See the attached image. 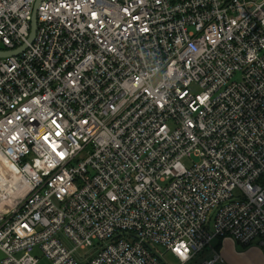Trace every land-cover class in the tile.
Returning a JSON list of instances; mask_svg holds the SVG:
<instances>
[{
    "label": "built area",
    "instance_id": "built-area-1",
    "mask_svg": "<svg viewBox=\"0 0 264 264\" xmlns=\"http://www.w3.org/2000/svg\"><path fill=\"white\" fill-rule=\"evenodd\" d=\"M36 2L0 0L1 263L264 250V0H41L29 42Z\"/></svg>",
    "mask_w": 264,
    "mask_h": 264
},
{
    "label": "crops",
    "instance_id": "crops-1",
    "mask_svg": "<svg viewBox=\"0 0 264 264\" xmlns=\"http://www.w3.org/2000/svg\"><path fill=\"white\" fill-rule=\"evenodd\" d=\"M218 243L220 246L217 247ZM214 249L218 250L224 263L217 264H264V251L257 244L248 246L247 248L237 243L232 237L227 236L221 240L215 239L213 243ZM213 250L209 249L201 259L212 254ZM206 253H208L206 255ZM3 254L0 252V264ZM43 257H41L42 260Z\"/></svg>",
    "mask_w": 264,
    "mask_h": 264
},
{
    "label": "rangeland",
    "instance_id": "rangeland-1",
    "mask_svg": "<svg viewBox=\"0 0 264 264\" xmlns=\"http://www.w3.org/2000/svg\"><path fill=\"white\" fill-rule=\"evenodd\" d=\"M252 4L253 3L247 2V5H248L247 9L244 10L243 8H240L236 4L235 0H231L230 4L228 5V9H232L233 11H237L239 13V17H241L243 19V14H242L241 11L246 13L247 10H248V7L251 6ZM252 17H253V19L258 18L257 15H254ZM250 34L252 35L253 33H250ZM260 34H261L262 37H264V34H262V33H260ZM247 46L248 47H252L253 44L251 45V44L248 43ZM196 90H198V89H196ZM184 163L186 165H190L191 164V162L188 159L184 160ZM4 206H10V202L0 201V208H3ZM155 247L158 249V251L160 252V254H161L162 258L165 260V262H167L168 264H178V261L172 256V254L170 252H165V249L163 247H160V246H157V245H155ZM32 253L41 254V251L36 248V249L32 250ZM207 254L208 253H206V255ZM204 255H205V253H204ZM204 255L201 254V255L197 256V258L191 264H197L201 260V257L204 256ZM3 257H4V255H3ZM40 264H50V261L47 258L43 257L41 262H40Z\"/></svg>",
    "mask_w": 264,
    "mask_h": 264
},
{
    "label": "water",
    "instance_id": "water-1",
    "mask_svg": "<svg viewBox=\"0 0 264 264\" xmlns=\"http://www.w3.org/2000/svg\"><path fill=\"white\" fill-rule=\"evenodd\" d=\"M41 0H37L36 4H35V8H34V12H33V18H32V27H31V34L30 37L28 39L29 42H32L35 38L36 35V31H37V9H38V5L39 2ZM27 48V44H23L19 49L14 50V51H8V52H1L0 51V56H10V55H16L22 51H24Z\"/></svg>",
    "mask_w": 264,
    "mask_h": 264
},
{
    "label": "bare ground",
    "instance_id": "bare-ground-1",
    "mask_svg": "<svg viewBox=\"0 0 264 264\" xmlns=\"http://www.w3.org/2000/svg\"><path fill=\"white\" fill-rule=\"evenodd\" d=\"M0 185H1V188L4 190L5 189V186L3 185V179H2V183Z\"/></svg>",
    "mask_w": 264,
    "mask_h": 264
},
{
    "label": "trees",
    "instance_id": "trees-1",
    "mask_svg": "<svg viewBox=\"0 0 264 264\" xmlns=\"http://www.w3.org/2000/svg\"><path fill=\"white\" fill-rule=\"evenodd\" d=\"M222 238H219L218 240H221ZM220 246V243H218V245H217V247H219ZM243 246V245H242ZM244 247H248V246H244Z\"/></svg>",
    "mask_w": 264,
    "mask_h": 264
}]
</instances>
